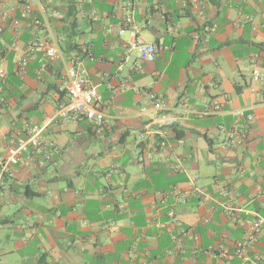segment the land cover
Returning <instances> with one entry per match:
<instances>
[{
	"label": "crops",
	"instance_id": "1",
	"mask_svg": "<svg viewBox=\"0 0 264 264\" xmlns=\"http://www.w3.org/2000/svg\"><path fill=\"white\" fill-rule=\"evenodd\" d=\"M41 2L62 19L32 34L22 1L0 0L17 21L0 32V163L34 127L57 148L44 166L21 153L0 168V264H264V222L234 252L246 229L238 219L264 220V0ZM126 14L156 46L152 61L125 51ZM33 36L62 55L40 76L42 52L26 49ZM17 54L27 58L23 75ZM73 55L110 119L101 133L55 116ZM157 98L175 117L162 146L154 135L137 140ZM237 110L253 121L226 146V131L240 134L244 121Z\"/></svg>",
	"mask_w": 264,
	"mask_h": 264
},
{
	"label": "built area",
	"instance_id": "2",
	"mask_svg": "<svg viewBox=\"0 0 264 264\" xmlns=\"http://www.w3.org/2000/svg\"><path fill=\"white\" fill-rule=\"evenodd\" d=\"M22 7L20 14L23 18L30 20V30L32 34L41 31L43 27L49 25V17L57 20L62 19V15L55 9L47 11L43 6L41 0H21ZM41 15L42 18L38 15ZM96 17V15L94 16ZM9 25L16 30L17 21L10 20L7 11L0 12V32L3 31L4 26ZM125 30L131 32L130 40L124 44L125 51H137L138 58L141 61L150 62L154 59L156 53V46L152 43L143 41L136 33L137 27L134 25L132 17L126 14L121 21V28L118 33H123ZM17 37L15 36L11 46H16ZM29 53L34 51H41L42 58L40 61L39 68L36 72L37 76L46 69L49 61L59 59L62 57L61 51L56 41L46 43L40 38L33 36L31 41L26 47ZM15 61V73L17 75H23L26 71L27 58L26 55L17 54L14 58ZM6 70L0 68V80L4 81L6 77ZM253 77L258 78L259 72L255 70ZM65 90L66 99L61 102L55 111V116L60 120H86L88 121L93 130L96 133H101L104 129L110 126L111 122L109 117L104 113L100 106L99 95L95 87L90 86L87 83V72L82 64V61L78 55H73L65 69ZM2 100V99H1ZM165 103L162 99H155L153 108L159 113L151 118L149 125L145 126L143 131L137 135V140L140 141L143 138V134L149 136H156L160 146L164 145L167 137L166 130L170 129L175 124V117L173 114L168 113L165 109ZM217 108V107H216ZM206 113V112H204ZM202 113V114H204ZM236 117H242L244 119L240 134L235 128H231L226 131V138L224 144L226 146H235L241 142L244 137L246 129L249 124L253 121V115L246 113L243 110L234 111ZM44 127H34L26 138H19L14 142L7 150V155L0 163L1 171L4 172L13 166L18 161V157L21 153H26V163H29L32 156L36 159V164L44 166L52 157V154L57 152V148L51 141H45L41 139V131ZM155 129V130H154ZM144 158L141 153L137 159L142 161ZM197 176H195V179ZM221 197H230L232 190H222L220 192ZM172 214V213H171ZM264 220L256 216L253 219L239 218L238 223L244 226L245 234L241 240L235 244L234 252L241 254L244 251V247L247 244L254 243L262 230ZM220 249H224L220 246Z\"/></svg>",
	"mask_w": 264,
	"mask_h": 264
},
{
	"label": "trees",
	"instance_id": "3",
	"mask_svg": "<svg viewBox=\"0 0 264 264\" xmlns=\"http://www.w3.org/2000/svg\"><path fill=\"white\" fill-rule=\"evenodd\" d=\"M32 194H34V193H32Z\"/></svg>",
	"mask_w": 264,
	"mask_h": 264
}]
</instances>
